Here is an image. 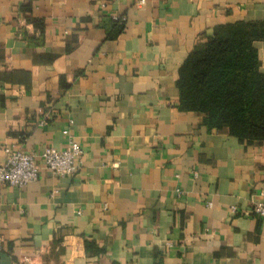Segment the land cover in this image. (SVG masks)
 Returning a JSON list of instances; mask_svg holds the SVG:
<instances>
[{"label": "crops", "instance_id": "crops-1", "mask_svg": "<svg viewBox=\"0 0 264 264\" xmlns=\"http://www.w3.org/2000/svg\"><path fill=\"white\" fill-rule=\"evenodd\" d=\"M263 18L264 0H0V162L83 150L74 176L0 186V264H264V141L208 130L177 86L216 25Z\"/></svg>", "mask_w": 264, "mask_h": 264}, {"label": "trees", "instance_id": "trees-1", "mask_svg": "<svg viewBox=\"0 0 264 264\" xmlns=\"http://www.w3.org/2000/svg\"><path fill=\"white\" fill-rule=\"evenodd\" d=\"M113 22L114 38L125 30V22ZM258 41H264V18L218 24L194 45L177 79L181 110L203 113L208 130L247 144L264 141V72Z\"/></svg>", "mask_w": 264, "mask_h": 264}, {"label": "built area", "instance_id": "built-area-1", "mask_svg": "<svg viewBox=\"0 0 264 264\" xmlns=\"http://www.w3.org/2000/svg\"><path fill=\"white\" fill-rule=\"evenodd\" d=\"M45 122V119L41 121L42 124ZM82 152L81 144L75 140H71L69 145L63 149L46 147L40 155L7 147L5 149L6 158L0 162V186L25 187L30 182L39 179L42 167H46L59 177L74 176L80 168ZM208 204L212 206L211 202ZM238 211L237 206L231 207L232 213ZM254 211L260 217H264V203H257ZM60 264L69 263L62 262Z\"/></svg>", "mask_w": 264, "mask_h": 264}]
</instances>
